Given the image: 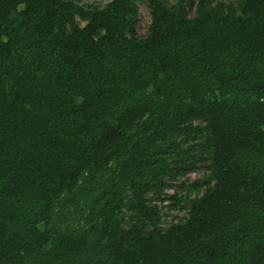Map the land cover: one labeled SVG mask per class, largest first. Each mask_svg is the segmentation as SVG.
<instances>
[{
	"label": "trees",
	"instance_id": "1",
	"mask_svg": "<svg viewBox=\"0 0 264 264\" xmlns=\"http://www.w3.org/2000/svg\"><path fill=\"white\" fill-rule=\"evenodd\" d=\"M78 2L0 0V264H264V0Z\"/></svg>",
	"mask_w": 264,
	"mask_h": 264
},
{
	"label": "rangeland",
	"instance_id": "2",
	"mask_svg": "<svg viewBox=\"0 0 264 264\" xmlns=\"http://www.w3.org/2000/svg\"><path fill=\"white\" fill-rule=\"evenodd\" d=\"M110 0H79V4L83 6H93V7H103L105 4H107ZM173 1V0H169ZM224 2H227L229 0H222ZM139 16L137 20L135 21V32L138 36L144 37L148 33V28L150 25V15L149 11L145 4L143 3H137ZM186 14L188 17H191L193 15L192 11H186ZM197 124V123H196ZM184 147H186L184 145ZM192 151L196 152V156H200L201 154H204V151L202 148L198 146H193ZM208 174L207 171H204L203 169L197 170L192 173L186 174L184 177L177 178L176 180H168L167 182L171 183L172 186H167L164 190L165 194L172 195L175 190L179 191L180 195L186 196L189 195L190 198H196L204 194L205 188H199V189H193L191 187V184L195 181L203 179ZM183 187H180L183 185ZM160 208L163 205H169L170 201L160 202L159 200L154 201ZM161 214H163L160 225L161 226H167L171 221L179 220L180 217H184L185 212L180 211L177 209H163L161 208Z\"/></svg>",
	"mask_w": 264,
	"mask_h": 264
}]
</instances>
